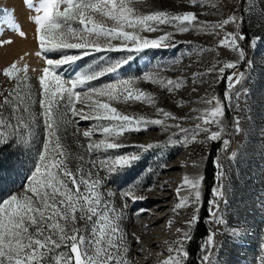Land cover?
Returning a JSON list of instances; mask_svg holds the SVG:
<instances>
[{
    "label": "rangeland",
    "instance_id": "1",
    "mask_svg": "<svg viewBox=\"0 0 264 264\" xmlns=\"http://www.w3.org/2000/svg\"><path fill=\"white\" fill-rule=\"evenodd\" d=\"M0 145V264H184L213 152L202 264H264V0H0Z\"/></svg>",
    "mask_w": 264,
    "mask_h": 264
},
{
    "label": "bare ground",
    "instance_id": "2",
    "mask_svg": "<svg viewBox=\"0 0 264 264\" xmlns=\"http://www.w3.org/2000/svg\"><path fill=\"white\" fill-rule=\"evenodd\" d=\"M204 165H205V163H204V160L202 159V157H199V158L192 160L188 163L183 161V163H182V170H183L182 174H183V176H180L178 178L180 181L182 180V182L177 183V185H176L177 191L175 190V192H171L170 190L163 188V186H160L157 189L158 190L157 196H154L153 198H151L149 206H153V205L155 206V205H158L159 203H162L164 206L162 205V206L157 207L155 209V211H154L155 213L151 215L152 217H151V222L149 223V225H160V226L162 225V226H164V228L166 225H168V222H167L168 215H169V213H172L174 210L173 209L174 205H172V202L173 201L175 202L178 199L183 200L184 198H187L188 196H190L193 193V189L195 186L194 183L196 184L197 179H199L203 175ZM188 174H190L189 177H191V179H192V180L190 179L191 181H189V182H187L188 179H186V178H188ZM183 182H184V184H183ZM180 185H183V186H180ZM176 206H177V204H176ZM166 210L169 211L168 214L165 212ZM162 228L163 227H161V229ZM158 233H160V232H158ZM158 233H156L157 236L159 235ZM158 243L162 244V241H157V242H154L153 244L157 245ZM168 264H172V263L169 262Z\"/></svg>",
    "mask_w": 264,
    "mask_h": 264
},
{
    "label": "trees",
    "instance_id": "3",
    "mask_svg": "<svg viewBox=\"0 0 264 264\" xmlns=\"http://www.w3.org/2000/svg\"><path fill=\"white\" fill-rule=\"evenodd\" d=\"M245 33V31H244ZM217 95L225 94L227 91V84L223 78L216 86ZM6 151L5 145H0V152ZM213 155V156H212ZM215 153H211L209 158V167L204 171V178L201 183V190L203 191V205L199 213V221L193 233V239L188 243L187 253L188 256L184 260V264H202L203 252L201 251V242L209 236L207 220L210 217L209 203L211 201V193L215 185L216 170L212 165V158L214 159Z\"/></svg>",
    "mask_w": 264,
    "mask_h": 264
}]
</instances>
